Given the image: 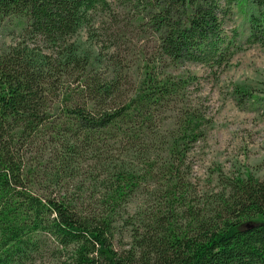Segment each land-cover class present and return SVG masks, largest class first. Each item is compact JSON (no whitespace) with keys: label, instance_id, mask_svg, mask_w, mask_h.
Instances as JSON below:
<instances>
[{"label":"trees","instance_id":"trees-1","mask_svg":"<svg viewBox=\"0 0 264 264\" xmlns=\"http://www.w3.org/2000/svg\"><path fill=\"white\" fill-rule=\"evenodd\" d=\"M112 3L0 0V27L17 19L25 33L0 56V264L44 255L55 264H264V178L221 173L210 205L188 179V153L212 122L199 105L177 106L196 78L161 76L147 63L129 92L115 56L120 70L105 73L78 51L81 29L117 19ZM129 3L160 63L227 66L241 48L238 30H225L236 4L249 23L246 43L264 46V0ZM235 95L256 98L243 88ZM90 162L105 172L98 197L71 193ZM151 192L157 202L145 203L136 225L127 206ZM119 223L132 226L127 241Z\"/></svg>","mask_w":264,"mask_h":264},{"label":"rangeland","instance_id":"rangeland-1","mask_svg":"<svg viewBox=\"0 0 264 264\" xmlns=\"http://www.w3.org/2000/svg\"><path fill=\"white\" fill-rule=\"evenodd\" d=\"M112 1L113 9L119 14L117 19L109 20L99 16L95 24L99 28L81 29L74 37L78 51L91 56L94 65L105 73L120 70L112 64V56H115L113 59L124 65L122 71L125 72L127 82L125 89L129 92L144 77L147 63L149 68L155 66L161 76L196 78L185 89L184 100L177 105H199L212 119L205 128V138L200 139L188 153L187 163L191 166L188 179L195 196L200 198L201 203L212 204L222 189L218 178L221 173L235 177L251 173L263 179L264 46L246 43L249 23L246 14L240 11V5L236 4L226 17L225 30L229 36L235 29L238 30L236 46L241 48L227 66L211 68L206 64H171L165 58L160 63L157 60L159 49L155 38L149 30L135 24L132 16L134 10L130 3L128 5L130 0ZM23 26L17 19L5 20L0 27V56L12 45L25 39ZM237 88L253 92L256 98L239 103L235 95ZM172 115L174 114L169 112L165 116ZM92 166L91 163L87 169L81 170L70 182L71 193L84 197L93 194L97 196L101 189L99 181H102L105 172ZM156 178L161 183L165 182L160 174H156ZM156 194L138 193L131 198L127 207L135 217L134 224L137 225L138 218L142 217V212L147 208L145 203L149 206L152 202H157ZM131 228L132 226L119 223L118 231L122 232L124 241H127ZM119 245L118 242L116 246ZM54 260L52 255H44L28 264H55Z\"/></svg>","mask_w":264,"mask_h":264}]
</instances>
